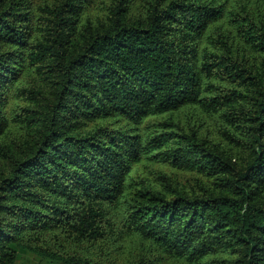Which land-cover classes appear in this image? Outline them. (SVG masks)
I'll return each instance as SVG.
<instances>
[{"label": "trees", "instance_id": "1", "mask_svg": "<svg viewBox=\"0 0 264 264\" xmlns=\"http://www.w3.org/2000/svg\"><path fill=\"white\" fill-rule=\"evenodd\" d=\"M0 264H264V0H0Z\"/></svg>", "mask_w": 264, "mask_h": 264}]
</instances>
